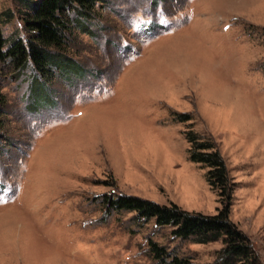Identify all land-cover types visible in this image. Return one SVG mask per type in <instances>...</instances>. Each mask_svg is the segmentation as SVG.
Listing matches in <instances>:
<instances>
[{"label":"rangeland","instance_id":"rangeland-1","mask_svg":"<svg viewBox=\"0 0 264 264\" xmlns=\"http://www.w3.org/2000/svg\"><path fill=\"white\" fill-rule=\"evenodd\" d=\"M100 6L89 21L98 37L66 43L77 63L61 58L42 77L32 62L13 74L0 62V264L212 263L221 240H182L101 197L215 214L207 167L190 159V123L218 143L234 183L229 219L264 264V0ZM19 7L0 0L7 44L26 41ZM4 10L14 12L6 23Z\"/></svg>","mask_w":264,"mask_h":264},{"label":"trees","instance_id":"trees-1","mask_svg":"<svg viewBox=\"0 0 264 264\" xmlns=\"http://www.w3.org/2000/svg\"><path fill=\"white\" fill-rule=\"evenodd\" d=\"M106 0H17L19 13L23 15V29L26 41L14 38L6 43L0 27V62L11 68V74L22 73L32 62L42 77L48 76L50 66L59 64L61 58L77 63L66 48L68 40L77 33L97 38L96 31L89 28V21L95 15L94 8L101 7ZM3 23L14 15L4 10ZM92 27V26H91ZM100 31L99 24H95ZM96 36V37H95ZM0 71L3 72L1 68ZM37 73V74H38ZM5 96L0 86V126ZM176 120L188 121V112L177 113ZM190 123L184 131L189 143L190 159L207 167L206 179L219 195L220 207L215 214L188 211L175 203L168 205L127 194H104L102 202L107 210L135 211L138 217H154L159 225H170L172 234L182 240L206 244L221 240L210 264H263L249 237L229 219L233 182L228 174L218 143L208 132H199ZM149 250L154 258L165 262L167 250L164 246L151 243ZM169 264H192L188 258L175 256Z\"/></svg>","mask_w":264,"mask_h":264}]
</instances>
